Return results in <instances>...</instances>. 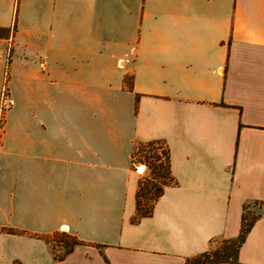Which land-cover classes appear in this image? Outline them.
Masks as SVG:
<instances>
[{
    "label": "crops",
    "instance_id": "obj_1",
    "mask_svg": "<svg viewBox=\"0 0 264 264\" xmlns=\"http://www.w3.org/2000/svg\"><path fill=\"white\" fill-rule=\"evenodd\" d=\"M0 28V264H186L249 211L228 264H264V0H0ZM152 140L176 184L134 225ZM62 230L88 245L59 261Z\"/></svg>",
    "mask_w": 264,
    "mask_h": 264
},
{
    "label": "trees",
    "instance_id": "obj_2",
    "mask_svg": "<svg viewBox=\"0 0 264 264\" xmlns=\"http://www.w3.org/2000/svg\"><path fill=\"white\" fill-rule=\"evenodd\" d=\"M17 20L14 22V29L16 30ZM0 32L5 34L0 35V39L8 38L10 29L0 28ZM11 51V50H10ZM11 57V56H10ZM9 59V63H10ZM130 89L131 83L129 85ZM137 164H144L149 173L142 176L138 182V189L136 193V212L131 219L132 224H138L144 218L153 216L156 204L163 197L166 188L176 184L171 172L170 149L164 140H152L147 142L135 141L131 156V166L133 169ZM247 214H244L242 220V230L239 237L235 240L227 239H213L210 242V248L200 254L190 257L186 260V264H228L238 263V254L244 244L246 237L251 230L255 219H248ZM11 234H26L25 232H18L15 230H6ZM38 239H43L48 244L54 241L58 244L64 245V254L58 256L53 247L54 258L56 260H63L66 256L71 254L77 246L88 245V243L80 240L77 236L67 232H55L51 235H37ZM219 242V246L215 244ZM93 246L102 249L103 246ZM19 264V263H15Z\"/></svg>",
    "mask_w": 264,
    "mask_h": 264
},
{
    "label": "rangeland",
    "instance_id": "obj_3",
    "mask_svg": "<svg viewBox=\"0 0 264 264\" xmlns=\"http://www.w3.org/2000/svg\"><path fill=\"white\" fill-rule=\"evenodd\" d=\"M3 34H5V32H0V35H3ZM11 58H12V51H10V48H9L7 50V52H6V61H7V63H9V59L11 60ZM7 83H8V68H6V70H5L4 80H3V85H4L3 94H2L1 99H0V136H1V131H2L5 119H6V114L8 113V110L10 108V104H9V99L10 98H9V94H8ZM22 114H23V117L30 118V119L34 118V111H24V112H21V111L18 112L17 111V112H13L11 115H9L7 119L10 122L14 118L21 117ZM139 165L140 164H137V166L135 167V170L137 169V167ZM252 212L253 211H249L248 213H246L247 214L246 217L248 219L257 218L256 214L254 212L253 213ZM60 232H64V231L62 230ZM50 245H51L52 249L54 247V251H55V253L58 256H61V255L64 254V250L65 249H64V245L63 244H58V243H55L54 241H51ZM219 245H220L219 242H217L215 244V246H219Z\"/></svg>",
    "mask_w": 264,
    "mask_h": 264
},
{
    "label": "built area",
    "instance_id": "obj_4",
    "mask_svg": "<svg viewBox=\"0 0 264 264\" xmlns=\"http://www.w3.org/2000/svg\"><path fill=\"white\" fill-rule=\"evenodd\" d=\"M147 169H148V168H147L145 165L140 164V165L137 167L136 171H137L140 175H142V176H146L147 174H145V171H146Z\"/></svg>",
    "mask_w": 264,
    "mask_h": 264
}]
</instances>
